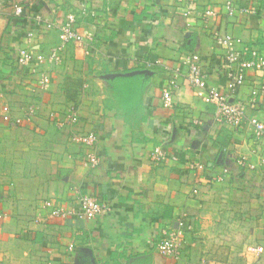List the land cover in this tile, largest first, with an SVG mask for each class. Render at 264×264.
<instances>
[{"label": "crops", "instance_id": "obj_1", "mask_svg": "<svg viewBox=\"0 0 264 264\" xmlns=\"http://www.w3.org/2000/svg\"><path fill=\"white\" fill-rule=\"evenodd\" d=\"M84 1L97 12L95 26L78 25L92 32V44L87 51L67 46L58 65L36 61L51 79L42 90L39 74L16 66L17 51L47 53L60 43L58 27L81 0H19L23 17L0 0V109L9 105L13 118H23L28 106H39L21 124L0 117V264H264V143L255 144L249 121L216 123L214 105L181 76L174 107L163 99L172 76L165 66L185 75L190 53L201 56L208 83L224 88V52L211 30L264 48V0H239L258 13L233 17L223 13V0H193L199 8L187 17L177 0ZM206 4L219 14L209 25L202 18ZM37 16L57 26L39 28L28 44L23 31ZM134 75L140 95L124 109L114 81ZM255 76L248 72L239 99H247ZM71 103L80 112L75 131L98 135L93 149L72 142L51 116L63 118ZM246 113L264 121L260 110L247 106ZM157 146L169 156L159 166L150 160ZM92 151L100 163L88 168L83 161ZM243 157L257 164L247 175L237 163ZM191 160L207 164L206 171L189 170ZM83 193L107 202L109 212L81 220L51 216L43 206L51 199L69 211ZM180 218L193 229L179 258L164 256L157 248L162 230Z\"/></svg>", "mask_w": 264, "mask_h": 264}, {"label": "built area", "instance_id": "obj_2", "mask_svg": "<svg viewBox=\"0 0 264 264\" xmlns=\"http://www.w3.org/2000/svg\"><path fill=\"white\" fill-rule=\"evenodd\" d=\"M6 1L15 5L14 13L18 17H23L26 14V8L19 0ZM177 2L182 5L185 4L182 14L186 17L191 13L193 7H198L193 0H177ZM91 8L90 5H86L84 0H81L79 9H69L66 12L63 22L58 27L60 43L51 47L47 53H36L35 48H30V46L22 47L17 51L16 66L18 68H27L32 74H39L41 76L39 80L40 89L46 90L51 83V79L48 71L41 70L36 65V61L38 64L58 65L63 62V54L67 46L74 45L84 51H87L91 46L92 32H82L78 27L80 22L89 20H91V26H95L97 12L91 10ZM221 8L228 17H233L236 14L256 15L258 13L256 7L242 6L239 4V0H223ZM201 11L202 18L207 25H209L208 21L211 18L219 15L216 7L211 4L201 7ZM56 26V22L43 16L35 17L33 24L23 31L26 35V42L30 44L35 39L36 31L39 28L45 27L47 30H52ZM211 35L216 45L221 47L224 52L225 87L219 88L216 85L209 84L201 56L198 53H190L186 60L188 71L185 75L180 68L165 66L167 72L172 73V76L163 89L164 104L170 108L174 107L176 94L180 90L178 79L181 76L192 87L197 97L207 104L214 105L216 123L239 127L245 121H249L253 126L255 144H262L264 143V121L258 118H248L246 107L248 106L264 113V48L244 44L240 38L233 34L216 29L211 30ZM251 70L256 74L255 81L251 86L247 99L243 101L237 97L238 90L248 82V72ZM38 110V104H32L26 108V114L23 118H13L10 106L4 105L0 109V117L6 122L21 124L24 120H33ZM63 114V118H60L58 113L53 112L51 114L58 129L69 130L72 142L93 149L97 144L98 135L95 132L75 131L76 126L80 122V112L77 105L74 103L69 104ZM168 158L167 152L161 146L155 147L150 154V160L156 166L161 165ZM174 159L178 160L179 158L175 156ZM262 162L264 163V159H262ZM99 163L100 158L93 151L89 152L83 161V164L88 168H95ZM237 163L244 169L243 173L246 175L257 167L256 163L246 157L240 158ZM188 167L191 171L203 173L207 169V164L199 160H191L188 162ZM243 173L242 175L244 176ZM223 179V176L214 178L216 182H221ZM191 193L197 195L199 188L194 186ZM43 206L50 208L51 216L71 215L81 220L94 219L107 214L110 210L107 202L85 193L78 197L77 205L73 206L69 211L63 210L58 202L51 199L45 200ZM192 229V223L185 218H180L175 225L166 226L157 242L159 252L167 257L179 258L182 255L186 237Z\"/></svg>", "mask_w": 264, "mask_h": 264}, {"label": "trees", "instance_id": "obj_3", "mask_svg": "<svg viewBox=\"0 0 264 264\" xmlns=\"http://www.w3.org/2000/svg\"><path fill=\"white\" fill-rule=\"evenodd\" d=\"M140 75L119 77L114 81V89H116L117 95L120 97L122 107L124 109L131 108L140 95L139 84Z\"/></svg>", "mask_w": 264, "mask_h": 264}]
</instances>
